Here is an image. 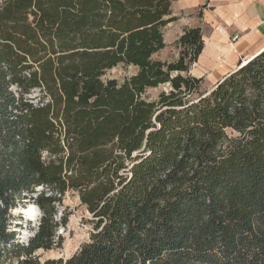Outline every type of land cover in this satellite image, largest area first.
Returning <instances> with one entry per match:
<instances>
[{"label": "trees", "instance_id": "16d2710c", "mask_svg": "<svg viewBox=\"0 0 264 264\" xmlns=\"http://www.w3.org/2000/svg\"><path fill=\"white\" fill-rule=\"evenodd\" d=\"M173 1L0 0V264H264V50L203 90L201 27L154 57ZM119 64L138 72L105 80ZM41 186L19 242L13 209ZM69 190L89 239L42 262Z\"/></svg>", "mask_w": 264, "mask_h": 264}, {"label": "crops", "instance_id": "0c3cea01", "mask_svg": "<svg viewBox=\"0 0 264 264\" xmlns=\"http://www.w3.org/2000/svg\"><path fill=\"white\" fill-rule=\"evenodd\" d=\"M171 11L177 19L164 34L173 29V42L187 28L202 29L204 49L191 73L205 83L215 84L264 50V0H175Z\"/></svg>", "mask_w": 264, "mask_h": 264}, {"label": "rangeland", "instance_id": "374dc122", "mask_svg": "<svg viewBox=\"0 0 264 264\" xmlns=\"http://www.w3.org/2000/svg\"><path fill=\"white\" fill-rule=\"evenodd\" d=\"M173 29H167V35L165 37L166 48L156 54L154 57L157 59H162L164 61H174L179 56V48L176 45V42H173ZM138 72V68L133 65H124L119 64L116 67L106 71L103 78L107 79H116L119 83H123L126 79ZM217 83V82H216ZM215 83V84H216ZM214 82H203L202 89L210 90L215 86ZM168 84H161L157 87H151L147 89L144 97L148 100L157 99L159 94L162 91H168ZM31 100L35 103L38 102L40 98V93L38 90H35L30 96ZM44 156H47V153H44ZM44 190V187L36 188L35 192H24L23 198L19 206L13 209L15 215V225L13 229L16 231V239L19 242L25 243L28 241L32 234H34L38 227V222L40 221L39 217L42 214L40 208L34 203L36 195ZM31 204L36 205L35 212L38 215V219L31 221L28 216L23 212V208H29ZM58 205V214L57 218L67 215L68 223L65 226H60L58 233L63 239V245L61 248H56L53 250L45 251L39 250L37 255L40 260L43 262L47 258H59L64 257L68 258L73 255L78 248L89 239L90 232L92 230L91 224L88 220L91 218L90 213L87 208L81 204L79 195L77 192L69 190L66 192L61 202ZM38 211V212H37Z\"/></svg>", "mask_w": 264, "mask_h": 264}, {"label": "bare ground", "instance_id": "6f19581e", "mask_svg": "<svg viewBox=\"0 0 264 264\" xmlns=\"http://www.w3.org/2000/svg\"><path fill=\"white\" fill-rule=\"evenodd\" d=\"M249 61V60H248ZM248 61H246L245 63H243L242 65H245ZM35 207L36 205L31 204L29 208H23V212L28 216V218L31 221H35L38 219V215L35 212ZM38 212V211H37ZM9 264V263H8ZM11 264V263H10Z\"/></svg>", "mask_w": 264, "mask_h": 264}, {"label": "water", "instance_id": "95a60500", "mask_svg": "<svg viewBox=\"0 0 264 264\" xmlns=\"http://www.w3.org/2000/svg\"><path fill=\"white\" fill-rule=\"evenodd\" d=\"M41 218V215L39 217V219ZM40 224V221L38 222V225ZM38 228V227H37ZM34 234H32L31 236H33ZM25 243H28V241H25Z\"/></svg>", "mask_w": 264, "mask_h": 264}, {"label": "built area", "instance_id": "2783aa9c", "mask_svg": "<svg viewBox=\"0 0 264 264\" xmlns=\"http://www.w3.org/2000/svg\"><path fill=\"white\" fill-rule=\"evenodd\" d=\"M243 63H244V61L241 64H243Z\"/></svg>", "mask_w": 264, "mask_h": 264}]
</instances>
